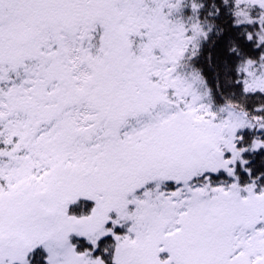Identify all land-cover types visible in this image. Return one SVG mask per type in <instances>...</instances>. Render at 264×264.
Instances as JSON below:
<instances>
[{"label":"snow or ice","instance_id":"6c2138e0","mask_svg":"<svg viewBox=\"0 0 264 264\" xmlns=\"http://www.w3.org/2000/svg\"><path fill=\"white\" fill-rule=\"evenodd\" d=\"M0 264H264V0H0Z\"/></svg>","mask_w":264,"mask_h":264}]
</instances>
